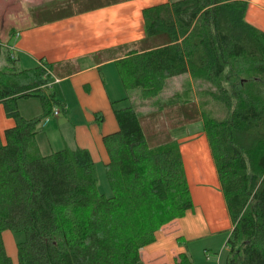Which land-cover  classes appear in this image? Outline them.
I'll use <instances>...</instances> for the list:
<instances>
[{
  "label": "trees",
  "instance_id": "1",
  "mask_svg": "<svg viewBox=\"0 0 264 264\" xmlns=\"http://www.w3.org/2000/svg\"><path fill=\"white\" fill-rule=\"evenodd\" d=\"M245 9L244 0L145 7V36L162 45L115 62L122 86L137 89L141 105L159 99L168 79L188 73L222 109L216 117L201 107L200 116L231 223L225 264H264V31L245 20ZM50 68L0 69V104L14 121L0 145V264H13L4 230L23 233L16 264H144L141 248L193 204L179 145H150L138 104L113 108L118 128L102 137L111 193H100L87 149L39 152V125L58 104ZM30 96L42 112L24 118L16 102ZM188 263L179 254L173 264Z\"/></svg>",
  "mask_w": 264,
  "mask_h": 264
},
{
  "label": "crops",
  "instance_id": "2",
  "mask_svg": "<svg viewBox=\"0 0 264 264\" xmlns=\"http://www.w3.org/2000/svg\"><path fill=\"white\" fill-rule=\"evenodd\" d=\"M170 1L0 0V69L9 65L20 70L49 63L50 88L64 114L63 118H58L59 113L51 115L52 121L56 120L51 123L60 132L69 131L71 137L62 148H85L96 166L103 167L108 155L102 137L118 128L113 108L139 101L137 96L131 97L133 90L123 88L115 62L130 50L140 52L162 45L153 44L152 38L145 36L142 9ZM244 1L245 20L264 31V0ZM178 80L191 82L185 73L168 79L166 88L175 86ZM20 100L17 107L21 116L39 115L40 106L32 114L23 113ZM149 112L142 113L146 116L142 120L149 124L161 116L159 112L149 118ZM96 114H101V121ZM49 123L41 121L38 145V137ZM13 124L0 104V145L4 143V131ZM195 127L192 119L185 120L169 134V140L179 145L192 207L163 225L155 240L141 248L144 264H173L179 254L188 257V264L190 255L198 253L209 259L208 251L225 242L231 229L208 141L200 125Z\"/></svg>",
  "mask_w": 264,
  "mask_h": 264
},
{
  "label": "rangeland",
  "instance_id": "3",
  "mask_svg": "<svg viewBox=\"0 0 264 264\" xmlns=\"http://www.w3.org/2000/svg\"><path fill=\"white\" fill-rule=\"evenodd\" d=\"M151 42L153 44L160 43V38L154 37ZM151 44V43H149ZM192 82V83H191ZM186 83L185 80H178L175 86L168 85L164 92L160 95V100L155 99L154 102L139 104L137 101V111L139 112L140 119L143 121V131L147 135L148 143L150 145H156L160 142L169 141V134L175 132V128L179 127L180 124L185 120H193L195 129L200 125V130L202 129V120L200 116L201 107H206L207 110H212L211 115L216 117H221L223 111L221 108L215 106L206 96H202L201 90L206 88V84H197L195 81ZM192 84V85H191ZM174 86V87H173ZM192 86V87H190ZM124 88V87H123ZM51 91H53L50 88ZM186 91V92H185ZM125 94V92H124ZM139 92L137 89H133L131 97L138 96ZM19 100V99H18ZM20 108L23 113L32 114L35 109H39L42 112L41 103L38 97L30 96L27 98H21ZM131 101V100H130ZM129 102V101H128ZM134 102V101H131ZM17 105V102H16ZM18 111L19 108L17 107ZM62 106L57 103L52 105L51 112L43 119L44 124H48L49 127L46 129L44 134L39 135L38 149L42 154L50 152V149H59L64 147L70 141L69 131L63 130L59 131L53 127L51 121L53 119L52 111L56 110L59 113L58 118H63L64 114L61 112ZM150 110L149 118H153L160 112V117L156 120H152V124H149L146 120H142L146 116L142 115L143 111ZM20 113V112H19ZM39 113V114H40ZM56 114V115H57ZM144 114V113H143ZM52 115V116H51ZM55 115V116H56ZM67 115V114H66ZM142 115V117H141ZM176 119V120H175ZM61 121V120H58ZM52 122H56L53 120ZM201 122V123H200ZM204 133V132H203ZM37 140V137H36ZM40 146V147H39ZM96 171L98 175V191L105 195H110L111 189L105 177L104 169L102 165L96 166ZM1 238L4 246L5 253L9 256L13 264H16V244L23 239V233L12 232L10 230H4L1 233ZM226 239V238H225ZM227 247L225 242H223L216 249H211L208 251V258L201 253L190 255V264H225L227 257ZM192 260V262H191ZM205 261V263H204Z\"/></svg>",
  "mask_w": 264,
  "mask_h": 264
},
{
  "label": "built area",
  "instance_id": "4",
  "mask_svg": "<svg viewBox=\"0 0 264 264\" xmlns=\"http://www.w3.org/2000/svg\"><path fill=\"white\" fill-rule=\"evenodd\" d=\"M52 114L53 115H56L57 114V111L56 110L52 111Z\"/></svg>",
  "mask_w": 264,
  "mask_h": 264
}]
</instances>
